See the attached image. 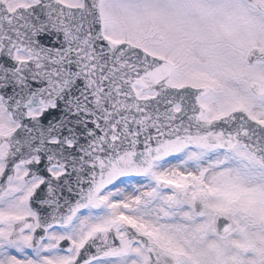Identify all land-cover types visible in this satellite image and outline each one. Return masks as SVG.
Masks as SVG:
<instances>
[{
    "label": "snow or ice",
    "instance_id": "obj_1",
    "mask_svg": "<svg viewBox=\"0 0 264 264\" xmlns=\"http://www.w3.org/2000/svg\"><path fill=\"white\" fill-rule=\"evenodd\" d=\"M0 264H264V0H0Z\"/></svg>",
    "mask_w": 264,
    "mask_h": 264
}]
</instances>
